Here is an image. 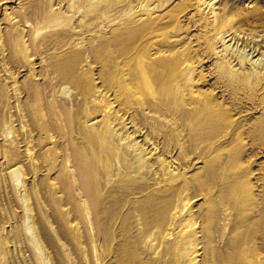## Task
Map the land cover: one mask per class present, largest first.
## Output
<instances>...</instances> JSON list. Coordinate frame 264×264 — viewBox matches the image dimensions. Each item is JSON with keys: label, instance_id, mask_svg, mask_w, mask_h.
I'll list each match as a JSON object with an SVG mask.
<instances>
[{"label": "rangeland", "instance_id": "374dc122", "mask_svg": "<svg viewBox=\"0 0 264 264\" xmlns=\"http://www.w3.org/2000/svg\"><path fill=\"white\" fill-rule=\"evenodd\" d=\"M0 264H264V0H0Z\"/></svg>", "mask_w": 264, "mask_h": 264}, {"label": "bare ground", "instance_id": "6f19581e", "mask_svg": "<svg viewBox=\"0 0 264 264\" xmlns=\"http://www.w3.org/2000/svg\"><path fill=\"white\" fill-rule=\"evenodd\" d=\"M14 172V171H13Z\"/></svg>", "mask_w": 264, "mask_h": 264}]
</instances>
